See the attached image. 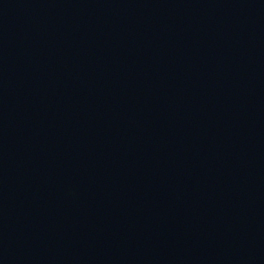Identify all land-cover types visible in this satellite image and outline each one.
<instances>
[{
    "label": "water",
    "instance_id": "obj_1",
    "mask_svg": "<svg viewBox=\"0 0 264 264\" xmlns=\"http://www.w3.org/2000/svg\"><path fill=\"white\" fill-rule=\"evenodd\" d=\"M0 264H264V0H0Z\"/></svg>",
    "mask_w": 264,
    "mask_h": 264
}]
</instances>
